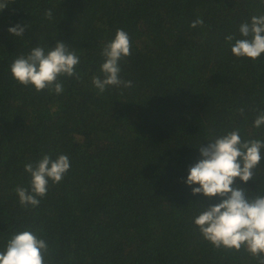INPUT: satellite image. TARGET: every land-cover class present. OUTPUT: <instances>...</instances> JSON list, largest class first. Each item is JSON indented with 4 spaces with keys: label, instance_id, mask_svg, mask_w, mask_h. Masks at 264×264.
I'll use <instances>...</instances> for the list:
<instances>
[{
    "label": "trees",
    "instance_id": "trees-1",
    "mask_svg": "<svg viewBox=\"0 0 264 264\" xmlns=\"http://www.w3.org/2000/svg\"><path fill=\"white\" fill-rule=\"evenodd\" d=\"M260 14L262 0H10L0 12V251L32 230L47 242L45 264H259L202 238L193 219L219 199L193 196L183 181L211 137L239 129L264 140V126L253 127L264 54L236 58L225 39ZM16 24L20 37L7 31ZM117 29L130 37L119 66L133 86L101 93L91 81ZM60 41L80 59V79L59 78L62 93L12 78L15 58ZM46 154L67 155L70 170L38 207H22L24 166ZM235 183L264 195V159L252 181Z\"/></svg>",
    "mask_w": 264,
    "mask_h": 264
},
{
    "label": "clouds",
    "instance_id": "clouds-1",
    "mask_svg": "<svg viewBox=\"0 0 264 264\" xmlns=\"http://www.w3.org/2000/svg\"><path fill=\"white\" fill-rule=\"evenodd\" d=\"M9 5L10 0H0V12ZM45 16L51 19L52 10H48ZM202 25L203 20L197 18L190 27ZM7 31L10 36L20 37L25 32V25L16 24ZM238 32L239 38L234 35L225 38L231 44L234 57L255 61L264 54V14L253 15L250 22L241 23ZM130 55V37L123 29H117L114 38L102 48L101 75L92 78V85L101 93L108 86L131 88V80L120 78L119 66V62ZM79 62L77 52L60 41L47 51L45 47L37 46L27 55H19L10 65V74L22 86H31L37 92L47 89L60 94L64 90L60 77L80 79L76 71ZM238 112L243 115L244 109H238ZM261 126H264V111L253 122V127ZM197 149L199 159L188 168L183 183L191 188L193 196L202 195L208 200L215 197L219 203L203 208L194 217V226L213 248L236 252L243 249L258 258L259 264H264V195H250L247 188L235 183L237 179L241 184L253 180L256 168L264 159V140H244L240 130L234 129L211 137ZM70 167V160L64 154L55 159L46 154L35 164H25L24 171L31 178L30 187L17 186L14 189L20 205L38 207L47 194L49 181L53 184L61 182ZM48 251L46 240L36 232L19 231L0 251V264H45Z\"/></svg>",
    "mask_w": 264,
    "mask_h": 264
}]
</instances>
